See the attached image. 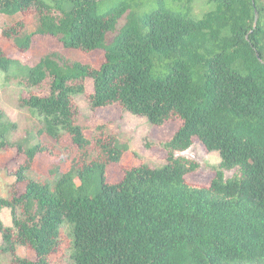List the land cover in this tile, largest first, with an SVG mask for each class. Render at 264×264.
Returning a JSON list of instances; mask_svg holds the SVG:
<instances>
[{
  "label": "trees",
  "instance_id": "1",
  "mask_svg": "<svg viewBox=\"0 0 264 264\" xmlns=\"http://www.w3.org/2000/svg\"><path fill=\"white\" fill-rule=\"evenodd\" d=\"M205 1L214 10L193 19L166 9L142 14L125 2L99 14L103 0H0V16L33 12L34 32L23 23L4 30L19 51H29L35 36H52L65 50L105 55L99 69L60 51L26 65L0 46V71L29 95L19 97L20 108L43 125L32 129L35 144L14 143L9 136L18 125L0 106V152L25 154L15 183L0 196V258L9 255V264H264V0ZM80 95L93 110L119 105L152 126L180 120L172 139L160 144L166 164L127 168L120 183H108L107 168L130 147L108 128L86 136L73 106ZM43 136L69 137L72 160L68 172L53 167L40 180L30 174L36 157L49 151ZM195 139L220 157L207 187L187 182L200 166L177 155ZM19 184L21 194L14 189ZM4 209L12 227L1 219ZM19 247L34 259L21 257ZM59 250L65 257L53 262Z\"/></svg>",
  "mask_w": 264,
  "mask_h": 264
},
{
  "label": "rangeland",
  "instance_id": "2",
  "mask_svg": "<svg viewBox=\"0 0 264 264\" xmlns=\"http://www.w3.org/2000/svg\"><path fill=\"white\" fill-rule=\"evenodd\" d=\"M121 2L128 3L132 7H138L142 14L150 13L155 9L171 10L180 13L184 17L193 19H202L207 13L214 10V3H207L205 0H191L189 6H184L175 0H103L100 3L98 13L103 14ZM33 12L24 13L17 16H0V46L5 53L14 60H18L22 64H35L42 56L48 52L60 51L66 57L75 59L84 64L91 65L93 68L99 69L105 62L103 51L81 52L65 50L61 42L52 36H35L31 42V48L27 52H21L15 48L4 37L6 28H17L18 23L27 25L29 32H34ZM7 74L0 71V106L8 116V118L18 125V130L12 132L9 136L10 141L14 143H23L29 147L36 143V134L32 129L43 128L41 121L33 116L28 109H21L18 99L22 95L28 98V93L17 82L6 80ZM93 93L92 80L86 81V94ZM74 109L79 114L78 122L84 126L85 134L91 138L92 133L96 129L108 128L115 133L119 141L130 147V151L126 153L122 161L118 164H111L107 168V181L110 184H118L123 180L124 170L132 167H139L147 164L152 167H161L166 164L167 153L160 146L161 143L169 141L180 129L182 122L177 119L166 122L163 126H152L144 117L133 115L122 110L119 105L93 110L87 101L86 96H77L74 102ZM30 128L32 134L28 137L26 129ZM44 145L49 151L39 154L34 163L30 174L31 177L44 180L48 178L49 170L53 167H60L66 173L70 169L72 158L69 153L72 149V143L69 137H64L60 142H51L47 137H41ZM179 157L192 160L199 164V170L186 176L189 184L198 187L210 186L215 177V172L220 164L218 153H209L206 148L195 139L193 145L184 152L177 153ZM25 162V154L19 153L14 148H8L4 152H0V196L6 197L10 186L15 183L14 174ZM225 179H232L237 170L226 171ZM79 184L78 179L76 178ZM16 193H23L24 184L14 187ZM1 219L6 226L12 227V216L9 209H4L1 213ZM65 249L69 248L70 236L69 228L66 227ZM69 243V245H68ZM3 245L2 236L0 234V246ZM63 251L59 250L53 257V262H57L63 255ZM18 254L21 257L34 259V253L26 248L19 247ZM68 257V254H67ZM68 259V258H67ZM0 261L9 264L11 257L3 255Z\"/></svg>",
  "mask_w": 264,
  "mask_h": 264
}]
</instances>
